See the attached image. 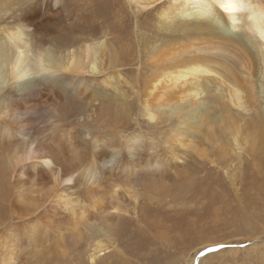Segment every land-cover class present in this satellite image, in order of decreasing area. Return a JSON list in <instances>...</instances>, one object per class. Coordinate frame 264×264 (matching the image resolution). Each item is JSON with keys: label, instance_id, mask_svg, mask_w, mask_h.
Instances as JSON below:
<instances>
[{"label": "bare ground", "instance_id": "6f19581e", "mask_svg": "<svg viewBox=\"0 0 264 264\" xmlns=\"http://www.w3.org/2000/svg\"><path fill=\"white\" fill-rule=\"evenodd\" d=\"M99 1L112 21H99ZM98 2L0 0L5 264L50 243L54 264H106L111 254L114 264H143L153 244L145 229L167 245L172 229L183 232L152 214L168 198L196 196L195 183H169L192 161L218 177L223 168L242 188L240 229L264 215V0H238L241 10L228 12L230 0ZM158 8L157 21L139 27V15ZM73 101L89 108L71 122L83 132L67 126L63 107Z\"/></svg>", "mask_w": 264, "mask_h": 264}, {"label": "rangeland", "instance_id": "374dc122", "mask_svg": "<svg viewBox=\"0 0 264 264\" xmlns=\"http://www.w3.org/2000/svg\"><path fill=\"white\" fill-rule=\"evenodd\" d=\"M91 1L98 2V0H76L75 7H77L78 4L87 7L86 5ZM121 2L124 4L125 0H121ZM98 4L99 7L101 6L100 8L98 7L96 12L99 21L101 22L112 21L109 17L110 10L102 8L103 7L102 1H99ZM130 10H128V13L131 15L132 10L131 11ZM158 10L159 8L156 11L154 10L151 11L153 13L151 15H148L150 12H144L142 15H139L140 16L139 18H141L139 20L141 23L139 24V27L143 25L142 23H147L149 26L151 25V23L156 22L157 20H154V18H157V16L159 15L160 11L158 12ZM107 16H108V20H105ZM132 25L133 27L131 28V31L132 32L134 30L138 31L136 20ZM90 26L94 27L95 30L98 29L97 23ZM131 68L135 70L138 68V66H132ZM94 77L90 75L91 79H94ZM55 100H53L54 103H56ZM81 104L82 103H80L79 101H73L66 103L65 104L66 106L63 107L65 112H67L66 116H67V120L69 121L67 126L69 130L73 128L75 130H80V132H83V130L77 125H74L73 123L71 125V122L74 121L77 116L88 115L87 113L89 111V108L86 107L85 104L82 105ZM139 115L140 114L138 113V120H139L138 123L143 125L144 132H147L146 130L149 129L147 128L149 127L148 120L147 118H143L142 116L139 117ZM136 117H134L133 120H135ZM38 123L39 122H37L36 124ZM40 123L39 125L44 126L43 123L42 124ZM135 123L136 120L131 122V124L134 127L136 126ZM155 124L156 123L154 124L152 123V125ZM153 132H155V129H153ZM44 136H46V133L44 134ZM205 146L210 147L212 149L213 154L217 153L213 151L211 144L206 143ZM141 162L147 166L149 164L148 162H154V161L141 159ZM222 169L223 168L220 169V173L223 178L221 176L218 177V175H215L214 173L211 174L210 171H209L210 173L208 172L206 174V171H204V169L199 164L192 161L190 165L186 166L185 169L179 174L180 180L176 178L178 177V175H176L175 178L177 180L173 179L171 182H169L172 185L173 184L190 185V183L191 184L195 183L194 187L195 189H197V191H195L197 193L195 197L192 195L191 198L184 199L185 203H182L180 200H173L172 198H168L164 203L161 204L160 206L161 208L159 207L160 212L152 214L154 216H160V218L164 216L168 220L169 226H171V224L173 227L180 225L183 229V232L180 233L181 235H179L171 228L173 232L170 231V233L168 234V236L170 237L168 240L169 245H167L165 244V239H162L159 236H155L153 235L152 231L145 229V231L150 234L149 237L152 239L150 240V242L151 243L153 242V244L151 245L152 248H151L149 260L145 261L143 264H187L189 258H192L194 260V262L191 264H201L202 260L203 261L210 260L211 262L209 261L208 264L210 263L211 264H264V247L260 248L259 251H255V253L253 251V246L255 245L262 246L264 244V215L262 211L259 212V214H257L256 212L254 216L250 214L249 216H247V220H246L247 224L244 227L246 230L243 231V229H240L239 223L233 219L234 218L233 211L238 209L234 197L236 193H239L242 196L243 190L239 186L237 188L238 192H236L235 188H233L234 186L230 185V182L227 178L225 171ZM173 174H177L176 170H174ZM221 179H223L227 183V185L221 183ZM148 189H150V187ZM168 190H169V186L166 187L164 191L165 193H163V195L166 194L164 195L165 197H168V193H167ZM227 194L229 195L227 196ZM214 200H217L218 203H215ZM161 234L163 236V233ZM177 235L183 236L182 239H178L176 237ZM56 245H57L56 243L55 244L50 243L49 249L46 248L39 255L36 254V257L30 256L26 252L18 254L13 264H44L45 261H46L45 264H47V262L48 264H54L53 261L56 258V256H60L57 254V252L55 253ZM38 250L39 251L42 250L41 243ZM122 250H126V249H122ZM231 250H235V253L234 251H232L234 254H231ZM43 253H45L46 255ZM173 254L176 257H174ZM185 255L190 256L187 259V261L184 259L186 257ZM113 256L114 259L112 258V254L111 256L108 255L107 262L105 261V263L114 264L116 260V255ZM128 257L129 256L127 255L124 256V258H128ZM169 257L170 259H168ZM45 258L47 259L45 260ZM181 258H183L184 261L181 262L182 260ZM130 259L132 262H136L135 259L132 258ZM171 259L173 261H171ZM169 260L171 263H169ZM101 261L98 264H100ZM177 261L179 263H177ZM0 264H5V261L2 257H0ZM65 264H70V263L68 260H66ZM80 264H86V263L85 261H82ZM125 264H130V262H127Z\"/></svg>", "mask_w": 264, "mask_h": 264}, {"label": "snow or ice", "instance_id": "6c2138e0", "mask_svg": "<svg viewBox=\"0 0 264 264\" xmlns=\"http://www.w3.org/2000/svg\"><path fill=\"white\" fill-rule=\"evenodd\" d=\"M230 10L239 11L241 7L238 5V0H230V3L225 7L224 11L228 12Z\"/></svg>", "mask_w": 264, "mask_h": 264}]
</instances>
